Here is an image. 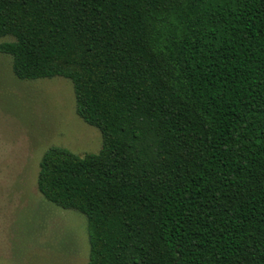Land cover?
I'll return each instance as SVG.
<instances>
[{
  "label": "trees",
  "instance_id": "trees-1",
  "mask_svg": "<svg viewBox=\"0 0 264 264\" xmlns=\"http://www.w3.org/2000/svg\"><path fill=\"white\" fill-rule=\"evenodd\" d=\"M0 52L102 133L37 179L88 264H264V0H0Z\"/></svg>",
  "mask_w": 264,
  "mask_h": 264
},
{
  "label": "rangeland",
  "instance_id": "rangeland-1",
  "mask_svg": "<svg viewBox=\"0 0 264 264\" xmlns=\"http://www.w3.org/2000/svg\"><path fill=\"white\" fill-rule=\"evenodd\" d=\"M102 143L77 114L70 79H19L0 52V264H88L86 215L47 200L37 179L49 147L84 155Z\"/></svg>",
  "mask_w": 264,
  "mask_h": 264
}]
</instances>
